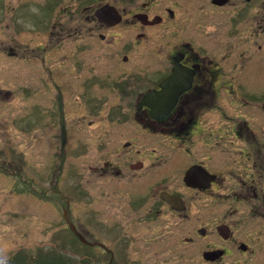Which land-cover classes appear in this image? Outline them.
Here are the masks:
<instances>
[{
  "label": "flooded vegetation",
  "instance_id": "1",
  "mask_svg": "<svg viewBox=\"0 0 264 264\" xmlns=\"http://www.w3.org/2000/svg\"><path fill=\"white\" fill-rule=\"evenodd\" d=\"M0 65V172L66 199L67 258L264 264V0H0Z\"/></svg>",
  "mask_w": 264,
  "mask_h": 264
},
{
  "label": "rangeland",
  "instance_id": "2",
  "mask_svg": "<svg viewBox=\"0 0 264 264\" xmlns=\"http://www.w3.org/2000/svg\"><path fill=\"white\" fill-rule=\"evenodd\" d=\"M6 72L5 66L0 65V90L10 89L13 85H19V81L7 82L13 84L10 87L5 86ZM13 91V90H12ZM14 92V91H13ZM15 98L10 102L0 100V164L2 159L8 160L10 163L18 164V156H8L5 140L9 134L19 135L14 128H7L8 122L17 117L21 112V103ZM2 102V103H1ZM11 118V119H10ZM16 121L14 127L16 128ZM64 183V182H62ZM43 188L49 187L47 181L42 182ZM67 184V183H66ZM64 184H59V188H63ZM66 196V194H64ZM59 198H54L57 203L46 206L41 212L39 204L36 205L34 198L26 193V200L21 196L18 188V179L7 177L0 172V262L9 259L11 253L15 250L26 254H36L37 252H54L57 255H69L72 249L73 240L70 232L64 224L62 217V209L65 208L63 199L62 205L58 203ZM80 204L81 201H77ZM82 204V203H81ZM82 206V205H81ZM54 223L58 224V228H54ZM53 247V248H52ZM61 249L57 252L55 248ZM68 260H70L68 258ZM72 264H83L78 261L70 260Z\"/></svg>",
  "mask_w": 264,
  "mask_h": 264
},
{
  "label": "trees",
  "instance_id": "3",
  "mask_svg": "<svg viewBox=\"0 0 264 264\" xmlns=\"http://www.w3.org/2000/svg\"><path fill=\"white\" fill-rule=\"evenodd\" d=\"M69 261L66 256L54 252L40 251L33 255L15 252L6 262L0 264H72Z\"/></svg>",
  "mask_w": 264,
  "mask_h": 264
},
{
  "label": "water",
  "instance_id": "4",
  "mask_svg": "<svg viewBox=\"0 0 264 264\" xmlns=\"http://www.w3.org/2000/svg\"><path fill=\"white\" fill-rule=\"evenodd\" d=\"M80 238V237H79Z\"/></svg>",
  "mask_w": 264,
  "mask_h": 264
}]
</instances>
